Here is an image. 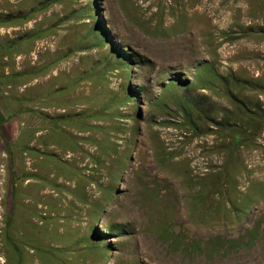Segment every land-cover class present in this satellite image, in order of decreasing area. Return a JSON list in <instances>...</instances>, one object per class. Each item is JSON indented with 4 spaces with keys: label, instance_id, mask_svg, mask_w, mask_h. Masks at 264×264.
Listing matches in <instances>:
<instances>
[{
    "label": "rangeland",
    "instance_id": "1",
    "mask_svg": "<svg viewBox=\"0 0 264 264\" xmlns=\"http://www.w3.org/2000/svg\"><path fill=\"white\" fill-rule=\"evenodd\" d=\"M0 264H264V0H0Z\"/></svg>",
    "mask_w": 264,
    "mask_h": 264
},
{
    "label": "trees",
    "instance_id": "2",
    "mask_svg": "<svg viewBox=\"0 0 264 264\" xmlns=\"http://www.w3.org/2000/svg\"><path fill=\"white\" fill-rule=\"evenodd\" d=\"M101 31H102V33H101L100 35L103 36L104 39H106V38L109 39V38H110V36H109L107 30L102 29Z\"/></svg>",
    "mask_w": 264,
    "mask_h": 264
},
{
    "label": "bare ground",
    "instance_id": "3",
    "mask_svg": "<svg viewBox=\"0 0 264 264\" xmlns=\"http://www.w3.org/2000/svg\"><path fill=\"white\" fill-rule=\"evenodd\" d=\"M206 2H207V1H206ZM203 6H204V5H203ZM145 8L148 9V8H149V5H148V6L146 5ZM203 8H204V7H203Z\"/></svg>",
    "mask_w": 264,
    "mask_h": 264
}]
</instances>
